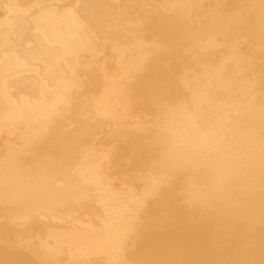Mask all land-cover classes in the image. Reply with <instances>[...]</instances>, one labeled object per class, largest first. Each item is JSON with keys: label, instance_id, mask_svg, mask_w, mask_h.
Instances as JSON below:
<instances>
[{"label": "bare ground", "instance_id": "6f19581e", "mask_svg": "<svg viewBox=\"0 0 264 264\" xmlns=\"http://www.w3.org/2000/svg\"><path fill=\"white\" fill-rule=\"evenodd\" d=\"M1 9L0 132L21 139L0 158L7 216L91 212L95 194L97 228L51 232L75 264L93 248L111 264H264V0H7ZM100 54L114 56L111 72L84 60ZM90 95L94 121L80 116ZM121 114L144 119L125 129ZM102 117L127 136L123 149L139 146L140 194L114 189L86 146ZM44 249L56 264L59 244ZM0 262L32 263L4 248Z\"/></svg>", "mask_w": 264, "mask_h": 264}, {"label": "rangeland", "instance_id": "374dc122", "mask_svg": "<svg viewBox=\"0 0 264 264\" xmlns=\"http://www.w3.org/2000/svg\"><path fill=\"white\" fill-rule=\"evenodd\" d=\"M7 3V0H0V16L3 15L1 4ZM85 62L89 66H98L106 72L114 69L115 58L111 54H100L99 58L93 64H88V58ZM91 71V69H89ZM83 84L87 85L90 81L89 75H81ZM98 95L101 86H98ZM93 97V99H92ZM96 95H90L88 98H82L80 104L85 107V111L80 114L91 121L99 118L100 115L96 109ZM74 104V103H72ZM144 118L136 117L132 114L122 115L119 118V125L125 129L135 128V124ZM72 128L71 119H67L60 127V131L69 132ZM127 140L126 135L117 136L115 134L114 124L108 118H100L99 124L93 132V138L88 141L86 146H90L97 158L104 167V174L111 182L114 189L124 192L131 190L135 194H140L143 190V177L147 171L139 159V146L131 145L129 150L123 149L122 145ZM21 144V139L16 135L9 134L5 130L0 132V158L5 152V145ZM95 195V194H94ZM91 194L93 211H82L78 206L70 205L59 208H51L50 210L40 209L32 211L26 215L19 217L7 216L0 208V248H4L8 252H22L27 255L32 262L31 264H49L44 259V247L50 246L57 242L60 246V252L54 255L58 259L56 264H75L70 261L69 243L64 236L59 238L53 237L52 231L60 233L71 231L74 227L92 226L97 228L102 219L103 213L99 207L100 202L96 201L95 196ZM154 196L147 194L146 202L153 201ZM34 212V213H33ZM30 214V215H29ZM47 218L49 223L35 224L38 219ZM143 220V219H142ZM130 240H136L132 237ZM128 247H131L128 244ZM135 247H131L132 250ZM128 249V248H127ZM87 264H111L107 255L93 248V252L85 256ZM2 262H0L1 264ZM78 264V262H76Z\"/></svg>", "mask_w": 264, "mask_h": 264}]
</instances>
